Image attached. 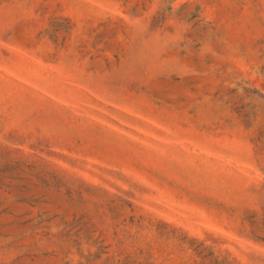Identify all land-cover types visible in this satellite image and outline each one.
Returning a JSON list of instances; mask_svg holds the SVG:
<instances>
[{
	"label": "rangeland",
	"instance_id": "1",
	"mask_svg": "<svg viewBox=\"0 0 264 264\" xmlns=\"http://www.w3.org/2000/svg\"><path fill=\"white\" fill-rule=\"evenodd\" d=\"M0 264H264V0H0Z\"/></svg>",
	"mask_w": 264,
	"mask_h": 264
}]
</instances>
